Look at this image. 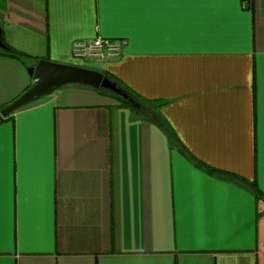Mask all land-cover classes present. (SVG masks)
Segmentation results:
<instances>
[{
  "label": "crops",
  "instance_id": "1",
  "mask_svg": "<svg viewBox=\"0 0 264 264\" xmlns=\"http://www.w3.org/2000/svg\"><path fill=\"white\" fill-rule=\"evenodd\" d=\"M0 29L31 55L0 47V110L38 59L88 65L166 100L192 155L264 193V0H0ZM96 36L123 40L121 55L73 56ZM161 128L75 83L1 117L0 264H264V197L195 166Z\"/></svg>",
  "mask_w": 264,
  "mask_h": 264
},
{
  "label": "water",
  "instance_id": "2",
  "mask_svg": "<svg viewBox=\"0 0 264 264\" xmlns=\"http://www.w3.org/2000/svg\"><path fill=\"white\" fill-rule=\"evenodd\" d=\"M0 47L6 49L1 40L0 29ZM29 75L35 82L26 89L9 105L0 110V118L8 116L11 112L33 102L41 96L52 93L55 89L66 84H82L94 89L105 88L120 95L133 108L141 110L140 104L135 101L124 89L117 86L101 71L82 65L67 64L55 62L48 59H38L34 66L28 68Z\"/></svg>",
  "mask_w": 264,
  "mask_h": 264
},
{
  "label": "trees",
  "instance_id": "3",
  "mask_svg": "<svg viewBox=\"0 0 264 264\" xmlns=\"http://www.w3.org/2000/svg\"><path fill=\"white\" fill-rule=\"evenodd\" d=\"M1 53L9 55L10 57H13V58L18 59V60H22V59H25L27 57H31V55L24 53L20 50H17L15 48L11 47L10 45H6V49L1 50ZM33 58H34V60H37V57H33ZM102 73L106 77H108L111 81H114L117 86L124 89L135 101H137L140 104L142 109L139 110V109L133 108L120 95L116 94L115 92H113L109 89H106V90H109L110 94L113 95V97H115L118 100L119 104L129 107L139 117L146 119L148 121L154 122V123L158 124L159 126H161L166 131L167 137L169 139V143L173 147H175L184 157L191 160L195 166L203 168V170L209 174L219 175V176L225 177L229 180H233V181L239 183L240 186L248 189L255 196H263L264 197V193H262L258 189L254 180L248 181V180L244 179L243 177L237 176L231 172L222 171V170H218V169H215L213 167H210L209 165L203 163L202 161L197 159L194 155H192L180 143V141L178 140V138H177L175 132L173 131V129L171 128V126L167 125L166 120L164 119V117L160 113V109L163 106L167 105V103H168L166 100L145 98V97L141 96L140 94L136 93L135 91H133L131 88H129L126 84H124L121 80H119L118 78H116L112 74H110L106 71H103Z\"/></svg>",
  "mask_w": 264,
  "mask_h": 264
},
{
  "label": "built area",
  "instance_id": "4",
  "mask_svg": "<svg viewBox=\"0 0 264 264\" xmlns=\"http://www.w3.org/2000/svg\"><path fill=\"white\" fill-rule=\"evenodd\" d=\"M122 46L123 40L96 36L90 41H74L72 54L78 59L108 60L121 55Z\"/></svg>",
  "mask_w": 264,
  "mask_h": 264
},
{
  "label": "snow or ice",
  "instance_id": "5",
  "mask_svg": "<svg viewBox=\"0 0 264 264\" xmlns=\"http://www.w3.org/2000/svg\"><path fill=\"white\" fill-rule=\"evenodd\" d=\"M111 2L132 7H150L152 5H159L169 9H175L187 5L208 3L210 0H111Z\"/></svg>",
  "mask_w": 264,
  "mask_h": 264
},
{
  "label": "rangeland",
  "instance_id": "6",
  "mask_svg": "<svg viewBox=\"0 0 264 264\" xmlns=\"http://www.w3.org/2000/svg\"><path fill=\"white\" fill-rule=\"evenodd\" d=\"M86 66H88V65H86ZM58 89V88H57ZM100 89H103V90H105V91H107V92H109V90H106L105 88H100ZM56 90V89H55ZM110 93V92H109ZM153 124H155L156 126H158L156 123H154L153 122ZM160 127V126H159ZM162 129V128H161ZM166 138H167V141H169V139H168V137H167V134H166ZM175 148V147H174Z\"/></svg>",
  "mask_w": 264,
  "mask_h": 264
}]
</instances>
